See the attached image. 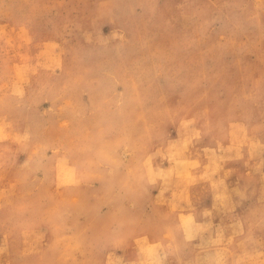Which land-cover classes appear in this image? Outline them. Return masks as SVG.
Returning <instances> with one entry per match:
<instances>
[{"label":"rangeland","instance_id":"374dc122","mask_svg":"<svg viewBox=\"0 0 264 264\" xmlns=\"http://www.w3.org/2000/svg\"><path fill=\"white\" fill-rule=\"evenodd\" d=\"M51 263L264 264V0H0V264Z\"/></svg>","mask_w":264,"mask_h":264},{"label":"bare ground","instance_id":"6f19581e","mask_svg":"<svg viewBox=\"0 0 264 264\" xmlns=\"http://www.w3.org/2000/svg\"><path fill=\"white\" fill-rule=\"evenodd\" d=\"M73 180V179H72ZM74 209H76V208H74ZM92 209V208H91ZM94 209V208H93ZM92 209V210H93ZM118 220V219H117ZM133 232V231H132ZM172 233V232H171ZM172 235V234H171ZM133 236V235H132ZM125 237V236H124ZM170 237V236H169ZM127 238V237H126ZM135 241V240H134ZM172 243V242H171ZM173 245V244H172ZM171 246V245H170ZM147 251V250H146ZM146 253V252H145ZM130 255V254H129ZM52 264V263H51ZM158 264V263H157Z\"/></svg>","mask_w":264,"mask_h":264}]
</instances>
